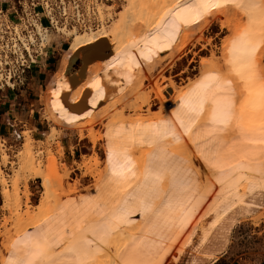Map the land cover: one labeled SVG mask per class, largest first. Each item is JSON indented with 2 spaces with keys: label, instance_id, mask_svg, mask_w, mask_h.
<instances>
[{
  "label": "rangeland",
  "instance_id": "374dc122",
  "mask_svg": "<svg viewBox=\"0 0 264 264\" xmlns=\"http://www.w3.org/2000/svg\"><path fill=\"white\" fill-rule=\"evenodd\" d=\"M128 1L93 0V3L89 1L92 6L94 4L93 7L97 11L96 18L99 21V30L94 29L92 26L84 31L78 28L69 29L77 21H73L66 27L68 28L65 29L67 32L65 30L62 32L51 30L49 46L51 44L53 46L52 53H49L47 59H42L40 65L34 66L33 70L27 74L26 85L15 89H0V95L12 90L16 91V94H21L24 91H26L25 94H28V91L31 90L33 94L30 95L34 99L32 108L36 111L37 117L47 127L45 135L40 136L39 140L33 139L27 129L21 132L22 139H13L10 142L0 140V170L5 179V184H0V264H4L9 254L12 255L13 259H26L27 249L23 244L25 229L21 227L22 222H27L24 211L28 206L33 213L36 205L44 196H49L53 205L56 204L57 199L60 202L66 201L72 208L73 213L75 212V218L83 221V229L88 232L89 239L95 238L102 227L105 228L107 235L111 234L112 224L115 222L110 218V206L113 203L109 202L106 198L107 192L96 186L94 180L99 176L98 172L105 169L109 183L116 185V180H120V178L112 177L110 166L107 167L105 164V162L108 163V146L115 141V145H119V150L115 149L114 151L122 152L126 149L124 146L129 145V143L124 144V141L121 140L120 142L119 136L113 137L103 132L104 124L107 121L105 117L113 109L120 112L122 120L120 118L117 120L121 121L123 125H121V128L124 129V132L128 129L134 131L135 140L139 139L137 133L142 130V128L140 129V119H143L144 122L147 119L149 121L152 119L151 123L146 122L150 123L149 126H143V133L148 132L146 139H152V132L157 129L156 115L169 116L168 109L159 110L158 93L162 90L158 91L156 84L158 86L164 85L167 78L174 80L177 86H184L188 82L198 80L205 67L200 62L202 60L212 61L214 57L216 58V67L223 70L224 58L226 57L225 39L235 35L238 28L242 27L243 21L246 19L244 12L249 3V0H240L243 7L234 8L229 6L225 9L213 10L209 16L197 25L189 26L179 37L180 43L174 45L172 49L163 55L154 58L150 66L142 59L141 54L134 53V55L131 53L130 47L127 53L132 56L134 63L140 64L141 67L137 69L133 66L132 71L129 73L120 64H117L116 67L111 66L115 57H111L103 47L101 37L103 30L113 28L126 8ZM136 1L142 3L145 0ZM256 2L259 3L260 0H256ZM136 18V14H130L128 21L130 33L133 37L142 35L147 31L144 23ZM133 20H135V24L131 23ZM222 24L226 27L222 28ZM75 34L85 36L82 50L73 41ZM120 59L125 63L128 62L124 53L120 56ZM257 64L261 70H264V54L258 53ZM129 76L131 79L127 78ZM34 77L36 78V89L33 91L28 88ZM97 82L99 87H93L92 85ZM137 82L140 85L139 88L136 86ZM53 92H57L58 95L54 96ZM230 95L233 116L226 127L217 125L213 129L212 126L208 125V131L201 129L203 121L207 120L206 111V118L202 117L191 135L184 134V131L181 133L176 132L181 140L179 146L176 145L171 135L167 138L159 137L161 140L157 138L156 145H153V147L158 153L164 145H170L174 149L175 161L172 164V169L170 168L168 171H172L170 173L173 175L176 172H179V174H176L178 175L177 182L172 183L170 181L172 184L170 183L166 189L162 186L164 188L162 192L164 193L160 192L159 195L162 193L163 198L167 195V199L162 200L161 196H157L160 199L156 207H152L154 205L151 199L153 190L150 189H153V187L150 186H153L151 184L158 180L159 175L157 173L158 176H155V171L149 166L151 163L149 157L144 156L146 164L141 163L139 165L133 159V169L139 180L132 181L129 179L128 174L125 176L130 188L129 195L123 192L124 195L121 194L120 202L116 203L118 206L123 207L122 220H120L122 224L130 226V220H134L140 223L143 235L146 238L159 239L172 226L170 220L174 213L172 211L175 210L181 200L188 198L189 187L197 186L198 181L203 180L204 174L211 169L212 164L217 165V167L223 166L230 160L246 157L255 151H258L259 155L264 157V107L261 106L255 95L249 96L241 84H236L234 93ZM101 96L103 98H100ZM53 102L63 108L65 117L76 118L73 123L69 124L68 119L61 116L60 110L53 107ZM112 103L115 104L114 107H112ZM135 106L140 107V113H145V116H147V112L150 114L147 118L142 116L138 119L137 124L139 127L138 125L128 127L123 119V111L125 114L132 115L134 114L132 109ZM146 108H149V111L145 112L144 109ZM185 123L187 124L186 120ZM221 128H223L222 131ZM90 132L93 135L95 134L94 137H91ZM61 135H65V137L67 135L66 138L73 141L77 140L80 143V145H77V147L80 146V149L76 148L77 153L67 162L62 159ZM122 136L124 138V135ZM149 136L151 137L149 138ZM26 137H28L31 144L35 165H39L43 172L40 177L43 180V188L40 178L32 176L31 173H24L19 177V201L5 205L2 191L3 188L11 191L12 180L15 177L14 169L17 167L18 151L21 152L25 147ZM145 143L149 145V141ZM133 144H130V147L135 146ZM142 150L137 152L136 150H128V155L131 158H135V156L137 158L138 155L144 153L145 150ZM3 155H7L6 160L2 158ZM158 156L159 154H157V158ZM214 157H216L215 160ZM188 159H190L191 166L186 162ZM159 162V165L165 162L163 157H159ZM83 163L85 166H82ZM140 165L143 169L137 168ZM187 166L193 168L197 166L200 175L191 176L192 169L187 168ZM151 173H154V176ZM61 174H65L67 177L64 178ZM139 174H142V177ZM23 176H25V179ZM184 178H186V182L183 181ZM151 180L152 182L154 180V182L150 183ZM158 182L155 183L163 184ZM164 186L166 187V184ZM140 194H145L144 196H147L148 199L142 198L143 195ZM96 195L102 200V210L95 214L96 217L91 222L85 212L90 214L97 212L100 201L95 198L98 197ZM204 200L208 201L204 203L205 206L203 204L201 218L197 219L198 228L192 226L184 233L185 235L182 234L183 236L174 245V251L166 264L259 263L264 258V192L255 200L256 205H247L246 203L239 209L236 207L228 211L219 208V213L218 211L214 212L212 209L209 211L210 201L212 203L213 199L207 192L203 195L202 202ZM58 208L55 210H59ZM206 210L209 212H206ZM146 214L148 215V221H161L162 229L158 236L154 233L153 224L144 223L145 220L142 216ZM72 217L68 216L66 220L69 229L72 228ZM168 217L170 221L166 220ZM162 218L166 221L164 222ZM200 225H203L202 228H200ZM27 230L28 232L36 231V229H30L29 227ZM49 237L54 245L55 260L60 264H70L68 252L65 251L61 254V248L57 246L54 238L50 234ZM16 240H20L21 243L13 249L12 243ZM118 243H121L122 250L131 247L126 240H121ZM115 244H110L111 249H117ZM134 247L139 249L140 246ZM74 248L83 259L92 258L95 254L91 247L84 248L76 245ZM122 257L126 260L125 256Z\"/></svg>",
  "mask_w": 264,
  "mask_h": 264
},
{
  "label": "bare ground",
  "instance_id": "6f19581e",
  "mask_svg": "<svg viewBox=\"0 0 264 264\" xmlns=\"http://www.w3.org/2000/svg\"><path fill=\"white\" fill-rule=\"evenodd\" d=\"M135 1L134 0L128 1L126 8L123 10L120 18L116 21L115 25L113 26L111 30H103V33L101 36L102 45L107 50L108 54L111 55V57L112 56L116 57L118 51H120L121 55L123 53H127L130 48V47L124 48V45L121 43V38L122 36L125 35L122 32V29L125 27V25L128 26V31L130 32L129 22H128L130 14H136V17L138 18V20L142 21L144 25L147 27L148 21L152 20L157 14V5L164 3V2H168V3L172 2V0H145L142 3L141 2L138 3L137 1L136 2ZM84 4L85 5L82 6L80 13H77L76 16L74 17L75 22L77 21V23L69 27V29L78 28L84 31L88 29L89 26H92L94 29L99 30L100 26H99V21L96 18L97 11L93 7L94 4L93 6L89 2H86ZM65 29H68V28H65ZM65 32H67V30H65ZM91 37L93 38L92 34H91ZM78 38L80 41L79 43H77ZM73 41L76 45H79L80 46L79 49L82 50L81 47H83L82 45H83V42L85 41V36L83 34H75ZM124 43H129V41L125 38ZM202 74H203V70H202ZM200 78L201 76L198 78V80L196 79L195 81L188 82L184 86H177L174 80L170 78H167L166 83L162 86H158V84H156L158 91L160 89L162 90L158 93L159 110L164 111V109H168L167 111L169 113L168 117H162V116L156 115L157 121H158V123H156L157 128L161 127L159 122L163 119V120L170 121L171 124L169 127L170 128L174 127L177 133H181L184 131L182 128H180V125L177 122V116H174L173 113H176L178 116H180L181 119H185L184 112L186 110L181 108V104L183 103V101L181 100V96L184 93L189 92L190 89H194V87L196 86V83L200 80ZM136 86L137 88L140 87L138 82ZM114 105L115 104L112 103V107H114ZM208 107L209 106L206 104L205 105L206 110L208 109ZM140 110H141L140 107L135 106L132 109V111L134 112V114L132 115L128 113L125 114L123 111V119L126 122L128 127H131V126L134 127V125L137 126L138 125L137 122L139 121L138 119L142 116L144 118L149 117L150 113L147 112L149 111V108L144 109L145 112L148 113V114L146 113L147 116H145V113L143 114L140 113ZM121 117H122V114L120 112H117L114 109L111 110V113L105 117L107 121L104 124L103 132L113 137L119 136L120 142L122 140L124 141V144L129 143V145L124 146V148H127L129 151L136 150L137 152L142 149L146 151V152L144 151L145 155L144 153L140 154L137 156V158L135 156V158H131V160L133 161L134 159L136 164L139 165L141 163H145L146 160H144L143 158L144 156H146V158L149 157L150 158L149 160L151 162L149 166H151L153 170L155 171L156 173L155 176L159 175L158 177L161 178L160 180L158 179L157 181H159L160 183L162 182L163 183L162 185L156 184L157 181H155L156 183L154 182L155 178L153 180L154 183L152 182V180L150 182V183H153L151 184L153 186H150V187H153V189L152 188L150 189V190H153L151 193L152 195L151 199L154 201V202L152 201V204L154 205L152 207H156L160 199L157 196H161L162 193H164L162 192V190L164 188L165 189L168 188V185H170L171 183L170 181H172V183L178 181L177 180L178 175L176 174H179V172L178 173L176 172V174L173 175L172 173H170L172 171L170 172L168 171L170 170L171 167H173L172 164L174 163L175 157H176L175 151L174 149L170 147V145H164L162 149L160 150V152L158 153V151H156V149L153 146H152L153 148L149 147V145L145 143L146 141L151 140L150 138L151 136H149L150 139L148 140L146 139V134H148V132L146 131L147 133H143V128H144L143 126H149L152 119L150 121L149 119H147V121L145 122L143 119H140L139 121L141 125L140 129L142 128V130H139V132L137 133L138 134L137 136L140 139V143H139V139L135 140L134 131H132L131 129L130 130L128 129V131L126 130L124 132V129L121 128L123 125L121 121L117 120L119 118L120 120H122ZM203 118H206V113ZM148 121L150 123H146ZM195 126L192 127L191 132L187 135H191L193 131H195L196 129ZM124 127L126 128V126ZM201 129L207 130V131L209 130V126L206 125L205 121H203ZM89 134L91 135V137H94L95 135V134L93 135L92 132H90ZM122 135H124V138ZM25 139L27 140L24 141L25 142L24 145L27 147H24L21 152L18 151L19 153H18L17 167L16 169H14L15 173L13 172L15 177L12 180L11 191L6 188H3V191H2L3 202L5 205H9L11 203L14 204L15 202L19 201L20 196H19V190H18V183L20 179L19 177L21 175H23L24 173H27V174L31 173V175L36 178H40L43 175L42 174L43 172L40 166L35 165V162H34L35 158L33 156L31 144L28 140V137H26ZM141 139H143V141L145 142L141 143ZM134 140L136 141L135 142L136 144L135 143L133 144ZM130 144H133L135 146L130 147ZM111 146L113 150L115 149L119 150V145H115V141L111 144ZM157 154H159L158 158H157ZM6 156L3 155L2 158L6 160ZM159 157L160 158L163 157V160L165 161L164 163L160 165L158 164ZM215 158L216 157H214V160ZM186 162L189 165L191 163L190 159H188V161L186 160ZM47 163H49V161H47ZM105 164L107 167H109V164L107 162H105ZM212 165H211V169L207 173L204 174L203 180L198 181L197 186L189 187L190 193H189L188 198L181 200V202L176 206L175 210L172 211L174 213L171 219L169 218L170 216L168 217V219H166L168 221L171 220L172 226L168 229V231L164 232L160 236L161 238L159 239L158 238L157 239L146 238L143 235L144 233L142 232L140 223H137L134 220H130V226H126L122 224L120 220H122L123 207L118 206L116 203L120 202V199H121L120 196L121 194H123V192L129 195L130 188L125 178L116 180V185H113V184L111 185L108 181V176L105 172L106 171L105 169H103L102 171L100 170L98 172L99 176L94 180V183L99 188L101 187V190L103 189L102 191L105 190L107 192L106 198L109 200V202L113 203L110 206L111 207L110 208V218L113 221L115 220V222H113L114 224L111 223L113 226H112L110 235H107V233L105 232V228L102 227L101 229H99L98 231L99 234L95 238L89 239L88 232H86L83 229V226H84L83 221L75 218L74 216L75 212L73 213L72 208L68 205V203L66 201L60 202L59 199H57L56 204L53 205L51 204V198H49V196L48 197L44 196L43 198H41L39 203L36 205V209L34 210L33 213L29 210L27 206L25 208L24 215L27 218L26 221H33L36 223L42 222L41 227L48 230L49 234L54 238L55 242H57L60 237H63L64 241L67 242V246L73 247V251L71 252L67 251L70 264H77V261L79 259H83V257H80L78 253L76 252L74 248V246L76 245L83 246L84 248L91 247L92 251L95 254L94 256H92V258H88V259L94 260L96 264H101V262H103V264H109V260H111L112 262L125 261L122 256H125L126 260L135 261L136 264H150L151 260L154 259L157 255H162L165 261V264H166L167 260L169 259L172 252L174 251L173 250V247H175L174 245L177 244L176 242L180 239V237L183 236L182 234L186 233V231L192 226L193 228L195 227L198 228L197 226L199 224L197 223V219L201 216L200 215L201 211H203L201 209H203L205 206L204 203H207L208 201V200H204L202 202L203 195L206 192L207 194H210L211 198L213 199L212 203L210 201L211 206L209 208V211L210 209H212L214 210V212L218 211V213L220 211L218 210L219 208H223L224 209L223 211H228L236 207L237 209H239V207H242L246 203L247 205H256L255 200L259 198L261 194L264 192V189H261L260 187L261 183L264 182V157L260 156L258 151L251 152L246 157H240L234 160H230L223 166L212 167ZM82 166H85L84 163ZM189 167L187 166V168ZM196 167L197 166H195L194 168L190 167L192 169L191 176L200 175ZM137 168H142V166L140 165V167H137ZM220 169H223V171H220ZM145 171L147 172L146 168H145ZM132 172L134 173V175H132V173H127L129 176V179H131L132 181L133 180L138 181L139 177L136 175L135 170L132 169ZM142 174L141 175L139 174V175L142 177ZM23 177L25 179V176ZM62 177L65 178L67 176L63 174ZM217 178L223 181L222 185L216 182ZM151 179H152V176H151ZM185 179L186 178H184L183 181ZM40 180H41V186H42L43 180L41 178ZM0 184L2 185L5 184V179L3 178L1 170H0ZM165 184H166V187L164 186ZM160 192L162 193L159 195ZM169 192L171 193V191ZM23 193L26 194L25 192ZM142 195H143L142 198L145 197L146 199H148L147 196H144L145 194H142ZM161 197H162L161 198L162 200L167 199L166 198L167 195L165 196V198H163V196ZM95 198H97L100 201L97 212H93V214L85 212V214L87 215L88 219L91 222H93V220L95 219L96 217L95 214L98 212H101L102 210V206H101L102 200L99 199V196ZM247 198L248 200H246ZM57 208L59 210H55ZM209 211L206 210V212H209ZM68 216L74 217V218L72 217L73 223H72L71 229H69L68 227H65ZM163 217L165 218L166 216H163ZM142 218L143 220H145L144 222L145 224L148 223L149 225L150 223L154 225V230H155L154 233L157 234V236L159 235V233H161V229H162L161 221L158 222L159 220H157L156 222H153L154 220L152 221L151 218H149L151 221H148L147 214L143 215ZM166 220H164V222ZM142 222L141 224H143ZM202 226L200 228H202ZM29 228L31 229V227ZM206 229H203V230H206ZM101 240L104 241L103 244L100 243ZM121 240H126L128 243H130L131 247L127 248L126 250H122L121 243H118ZM116 242L117 244H115ZM110 244H115V247L117 249H114V250L111 249ZM134 246H140V247L139 249H137ZM98 248H99V251H97ZM52 264H60L55 260L54 251H52Z\"/></svg>",
  "mask_w": 264,
  "mask_h": 264
},
{
  "label": "snow or ice",
  "instance_id": "6c2138e0",
  "mask_svg": "<svg viewBox=\"0 0 264 264\" xmlns=\"http://www.w3.org/2000/svg\"><path fill=\"white\" fill-rule=\"evenodd\" d=\"M229 6L234 8L243 7L240 0H183V2L182 0H172L171 3L158 4L156 16L148 21L147 31L141 37L144 45V48L141 49L142 59L150 66L153 59L158 57V53L164 52L165 49H172L174 45L180 43L179 37L189 26L197 25L209 16L213 10L225 9ZM244 16L246 19L243 21L242 27L238 28L235 35L225 39L226 57L224 58L223 70L216 67L215 57L212 61L202 60L200 63L205 67L200 80L194 89H190L189 92L181 96L183 101L181 108L186 110L184 117L187 124L185 119H181L176 113H173V115L177 116V122L186 135L191 132L193 126L201 121L206 111V125L212 126L213 129L217 125L225 127L228 125L233 116L230 94L234 93L236 84L243 85L249 96L255 95L261 106L264 107V70H261L257 64L258 53L264 54V0H260L259 3L256 0H249ZM131 23L135 24V20ZM221 27L224 28L226 25L222 24ZM122 32L125 34L121 38L124 48L139 47L141 41L132 36L127 25L122 29ZM125 38L129 43H124ZM79 42L78 38L77 43ZM124 55L127 56V63L120 59L121 53L118 51L111 66L116 67L117 64H120L129 73L132 71L133 66L137 69L141 67L140 64L134 63L130 54L124 53ZM127 78L131 79L130 76ZM92 86L99 87L98 82ZM53 95L56 96L58 93L53 92ZM206 104L209 106L207 110L205 108ZM53 107L60 110L61 116L67 118L69 124L76 119L75 117H65L63 108L57 103L53 102ZM159 124L161 127L154 130L152 139L149 141V147L156 144L157 138L161 136L167 138L169 135L179 146L181 140L175 128L169 127L171 122L162 119ZM220 130L222 131L223 128ZM143 142V139H141V143ZM108 163L112 177L123 179L127 173L134 175L132 172L134 165L128 155L127 148L122 152L114 151L110 145ZM212 167H217V165L213 164ZM220 171H223V169H220ZM216 182L223 184V181L219 178ZM260 187L264 189V182L261 183ZM41 223L22 222L21 227L25 229L23 244L27 249L26 259H13L12 255L9 254L4 264H52L54 245L50 240L48 230L42 228ZM14 226L16 225L14 224ZM28 227L34 228L36 231L28 232ZM19 243H21L20 240L14 241L12 248L15 249ZM100 243L103 244L104 241L101 240ZM56 244L61 248V254L65 251H73V247L67 246V242L64 241L63 237H60ZM97 251H99V248ZM77 264H96V262L89 259H79ZM109 264H136V262L133 260L122 262L109 260ZM150 264H165V261L162 255H157L151 260Z\"/></svg>",
  "mask_w": 264,
  "mask_h": 264
},
{
  "label": "built area",
  "instance_id": "2783aa9c",
  "mask_svg": "<svg viewBox=\"0 0 264 264\" xmlns=\"http://www.w3.org/2000/svg\"><path fill=\"white\" fill-rule=\"evenodd\" d=\"M89 1L0 0V89L25 86L27 74L48 58L50 31L62 32ZM22 136L13 130L14 140Z\"/></svg>",
  "mask_w": 264,
  "mask_h": 264
},
{
  "label": "crops",
  "instance_id": "0c3cea01",
  "mask_svg": "<svg viewBox=\"0 0 264 264\" xmlns=\"http://www.w3.org/2000/svg\"><path fill=\"white\" fill-rule=\"evenodd\" d=\"M144 34L145 33L134 36V38L138 41H141V37ZM143 48L144 45L141 41L139 47H131L130 52L133 54H141V49ZM48 49L50 50V53H52V44ZM168 50L170 49H165L164 52L158 53V56L163 55ZM32 80L33 81L28 89H32L34 91L36 89V78L34 77ZM25 93L26 91L21 92V94H16V91L12 90L11 92L2 93L0 95V140L8 142L13 140V130L22 132L23 130L27 129L30 132L31 137L35 140H39L40 136L45 135L47 127L44 125L43 121L37 117L36 111H34V108H32L34 99L30 94L33 93L31 90L28 91V94ZM66 137L65 135H61L60 137L62 159L65 162L74 157V154L77 153L75 151L76 148L80 149V146L77 147L78 144L80 145L77 140L73 141ZM257 264H264V258Z\"/></svg>",
  "mask_w": 264,
  "mask_h": 264
}]
</instances>
